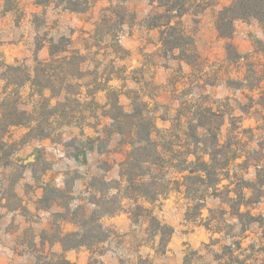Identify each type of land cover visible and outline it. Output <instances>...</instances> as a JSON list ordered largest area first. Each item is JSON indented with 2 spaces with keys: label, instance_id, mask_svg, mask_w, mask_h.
<instances>
[{
  "label": "rangeland",
  "instance_id": "rangeland-1",
  "mask_svg": "<svg viewBox=\"0 0 264 264\" xmlns=\"http://www.w3.org/2000/svg\"><path fill=\"white\" fill-rule=\"evenodd\" d=\"M231 2L200 0L205 9L196 20H192L191 15L182 18L183 24L195 36L200 63L189 81L180 76L188 75L190 67L184 63L179 65L170 55L161 54L158 32L141 24L151 10L149 0H129L123 4L130 17L121 26L117 41L123 50L117 53L113 52L108 37L95 42L91 36L102 9L109 5L107 0H97L85 13L66 11L53 4L37 6L35 0H0V60L32 70L35 60L49 58V44L65 37L70 48L79 50L84 57L83 69H94L111 79L108 85L120 91L119 102L125 111L130 108L129 91H138L141 100L149 102L153 108L156 105V113L166 112L170 116L178 106L177 92L190 91L192 96L188 99L198 100L203 106L212 105L213 109L219 106L218 111L224 113L220 130L222 141L226 138L229 120L236 118L241 129L253 131L254 135H243L251 140V146L256 147V143L264 138V113L254 103L259 91L249 87L260 77V86L264 89V54L253 50L254 41L264 40V28L254 20H238L234 22L230 40L218 37L215 17ZM228 41L240 55H245L244 59L236 62L226 59L225 44ZM246 73L247 82L243 83ZM172 80L175 81L173 85ZM236 81L244 86L239 89L231 86ZM2 86L0 80V99ZM173 88L177 92L172 93ZM21 91L24 104L21 107L28 108L25 99L28 87ZM95 101L99 106L104 104V93H97ZM243 110L247 112H241ZM96 112L100 113V109ZM86 123L88 125L79 128L75 125L63 127L50 138L23 139L26 132L23 127H13L4 136L5 145L0 152V264H52L61 254L76 264H85L90 259H97L102 264H182L185 253L203 251L205 244L221 237L211 235L202 222L209 215L207 209L219 210L217 201L208 199L201 216L185 220L188 202L182 195L168 193L157 202L146 204L159 221L172 228L171 238L163 250L156 248L157 240L147 235L145 222H131L124 212L129 204L123 202L122 211L101 219L109 233L106 242L90 251L85 247L62 251L55 242L56 233L77 230L69 219L77 205L84 204L92 209L88 204L93 193L89 189L91 179L121 180L118 163L122 155L116 148L117 137L108 142L102 132V127L110 121L102 116L98 120L89 116ZM157 125L167 126L161 121ZM97 136L100 141L94 140ZM6 143L15 145L10 149ZM109 167L111 169L107 171ZM238 173L247 180L254 177L252 169ZM53 188L67 190L65 196L71 197L68 209L50 202L58 196L51 191ZM65 196H61L62 201L66 200ZM251 212L264 220V200L254 205ZM225 219L224 229L236 235L239 232L237 222L229 215ZM247 229L245 245L251 238L264 243L263 228L251 224ZM222 241L230 240L223 238Z\"/></svg>",
  "mask_w": 264,
  "mask_h": 264
},
{
  "label": "trees",
  "instance_id": "trees-1",
  "mask_svg": "<svg viewBox=\"0 0 264 264\" xmlns=\"http://www.w3.org/2000/svg\"><path fill=\"white\" fill-rule=\"evenodd\" d=\"M107 1L109 5L102 9L91 36L95 42L108 37L113 52L117 53L123 50L117 39L121 26L130 17L123 5L129 0ZM96 2L35 0L37 6L53 4L75 13L87 12ZM149 5L151 10L141 24L146 29L158 32L161 54L170 55L179 65L184 63L190 67L188 75L180 76L182 80L185 78L189 81L200 63L195 36L183 24L182 18L191 15L192 20H196L205 7L200 0H149ZM238 20H254L264 28V0H232L224 6L214 21L218 37L230 40L234 22ZM225 50L226 59L231 62L245 58L230 41L225 44ZM253 50L264 54V40L254 41ZM84 62L80 51L70 48L69 40L65 37L56 43L51 42L49 58L35 60L32 70L0 60V80L3 82L0 152L5 145L4 136L13 127L25 128L23 139L50 138L63 127L88 125L89 116L95 120L102 116L110 121L102 127L108 142L117 137L116 148L122 155L118 163L121 180L107 182L96 177L91 179L89 189L93 193L88 204L92 209L84 204L73 209L69 219L77 230L56 233L55 242L61 246V250L85 247L90 251L106 242L109 233L102 226L101 219L122 211L123 202L129 204L124 212L131 222H145L147 235L157 240L156 248L163 250L171 238L172 228L159 221L146 204L155 203L168 193H176L188 202L185 220L201 216L208 199L220 205L218 211L207 209L209 215L202 222L211 235L221 237L205 244L203 251L190 250L185 253L182 264H264V243L255 242L252 238L248 244L244 243L248 239L246 233L249 225L258 224L264 229L262 217L251 212L254 205L264 200V138L256 143V147L251 146V140L243 133L254 135L253 131L241 129L239 121L234 118L229 120L226 138L222 141L220 130L224 113L218 111L219 106L213 109L212 105L203 106L198 100L188 99L192 96L190 91L180 94L173 88L172 93L178 94L175 97L178 106L170 116L166 112L156 113V105L153 108L149 102L141 100L138 91H129L130 108L125 111L119 102L120 91L108 85L111 79L94 69H83ZM252 73L256 75L254 68ZM247 78L246 73L242 82H247ZM259 78L249 88L259 91L254 103L264 113V89L260 86ZM174 82L172 80V85ZM242 82L236 81L231 86L239 89L244 86ZM25 87L29 90L25 98L28 108L21 107L24 105L21 90ZM99 92L105 96V102L100 106L95 101ZM96 109H100V113ZM158 121L167 126L159 127ZM94 140L100 141L101 138L97 136ZM7 144L10 149L15 145ZM250 169L253 170V179H244L238 173H246ZM111 190L113 193H110ZM51 191L58 196L50 202L68 209L71 197L65 196L67 190L53 188ZM61 196H65L66 200L62 201ZM226 215L239 225L236 235L224 229ZM223 238L230 241L223 242ZM259 238L263 239L261 236ZM206 255L209 259L204 261ZM52 264L76 263L66 260L61 254ZM85 264L102 263L90 259Z\"/></svg>",
  "mask_w": 264,
  "mask_h": 264
},
{
  "label": "crops",
  "instance_id": "crops-1",
  "mask_svg": "<svg viewBox=\"0 0 264 264\" xmlns=\"http://www.w3.org/2000/svg\"><path fill=\"white\" fill-rule=\"evenodd\" d=\"M2 209H3V210H6V207H3ZM2 212H3V211H2Z\"/></svg>",
  "mask_w": 264,
  "mask_h": 264
}]
</instances>
